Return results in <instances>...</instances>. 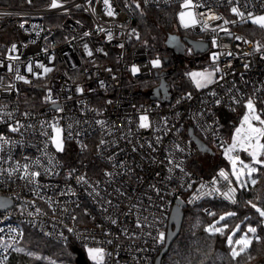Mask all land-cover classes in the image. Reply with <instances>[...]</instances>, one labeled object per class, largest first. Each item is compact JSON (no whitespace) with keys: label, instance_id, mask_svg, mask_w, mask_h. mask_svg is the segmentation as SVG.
<instances>
[{"label":"built area","instance_id":"2783aa9c","mask_svg":"<svg viewBox=\"0 0 264 264\" xmlns=\"http://www.w3.org/2000/svg\"><path fill=\"white\" fill-rule=\"evenodd\" d=\"M24 2L23 7L0 6V136L7 141L0 140V196L12 202L10 209L0 212V237L13 245L7 251L0 248V258L7 256L4 264H10L25 228L59 245L73 242L82 248L103 247L111 253L105 264H153L165 242L157 243L153 237L161 231L166 234L176 200L186 207L204 199L231 206L238 203L239 189L236 203L221 195L236 186L234 179L232 185L219 180L215 187L220 191L205 195L212 191L213 178L225 168L218 167L208 178L198 176L189 166L198 151L183 134L190 126L213 152L222 151L227 139L224 115L238 113L249 97L264 110V49L255 51L257 42L237 30L252 23L248 12L264 15V0H193V5H200L192 8L200 23L185 28L176 22L175 28L208 43L209 58L199 66L201 72L216 67L220 71L214 83L177 99L172 100L170 89L169 103L138 98L136 84L155 77L156 68L151 63V48L131 47V39L137 36L136 30L132 32L133 18L137 3L140 8L179 9L184 0H110L114 17L106 15L103 0H57L60 6L56 8L51 7L52 0ZM234 6L245 18L231 11ZM200 13L221 19L209 20ZM224 20L229 23L225 25ZM204 22L209 29L202 28ZM187 49L183 59H192L195 55ZM229 52L232 55H226ZM213 53L218 54L215 62ZM40 63L53 71L44 74L36 67ZM29 64L39 78L26 71ZM8 65L18 68L31 83L17 81ZM133 66L139 68L135 74ZM185 79L186 74L176 76L177 82ZM9 84L14 89L9 90ZM78 87L83 91L78 92ZM49 90L56 104L45 100ZM33 91L40 93L42 109L24 111L22 106ZM141 115L148 116V129L139 128ZM17 122L19 131L12 132L10 126H18ZM54 123L63 129L62 153L51 143L49 125ZM90 137L95 138L92 157L102 165L100 169H91L84 159L82 145ZM101 140L106 143L101 145ZM177 163L183 171L175 167ZM25 164L29 172L37 171L40 176L24 178ZM72 169L75 172L69 177ZM81 175L88 184L77 181Z\"/></svg>","mask_w":264,"mask_h":264},{"label":"trees","instance_id":"16d2710c","mask_svg":"<svg viewBox=\"0 0 264 264\" xmlns=\"http://www.w3.org/2000/svg\"><path fill=\"white\" fill-rule=\"evenodd\" d=\"M41 4L42 3H37L36 5ZM24 5V0H0V6L2 7L12 8L23 7ZM175 14V7L164 9L136 8L133 25L137 32V36L131 39V47L141 46L151 48L154 54L161 57V67L156 71L158 73L167 70L170 71L168 75L164 76V79L171 89L172 100L182 97L186 93V89H190L188 92L195 90L185 85L186 79L183 82H177L176 76L178 74H183L181 67L183 63H187L188 66L192 67L200 60L197 56H194L192 59L174 58L171 57L169 51L165 49L164 41L166 36L170 33L177 34L180 37L197 39V37L189 33L176 30ZM48 20L54 21L46 19V22ZM237 30L255 42L264 41V29L252 23L240 26ZM166 57L169 58L167 65L164 63V58ZM195 58H198L197 61H194ZM201 64L202 63H200V65ZM158 83L159 78L152 77L147 81L136 84L138 87V98L143 101L147 100V91L157 86ZM134 87L135 86H129L128 89ZM39 99V92H31L22 106L23 110H41L42 106L39 103ZM28 105L33 106L34 109H28ZM238 116V113L233 115L226 114L223 116V131L226 138H228L230 130L236 125ZM183 136L184 138H188L186 132H184ZM94 140V137L88 138L86 141V153L84 155V159L93 170L102 168V165L92 157ZM194 159L195 158L189 162V166L197 175L200 174L205 178L210 177L218 167L226 165L225 162L219 158L221 160L220 163L205 175L200 168L193 166ZM256 179L257 184L255 186L249 185L248 190L239 189L238 203L235 206L212 199H204L198 204L187 206L184 209V218L180 233L169 247L161 264H264V243H253L252 248L249 249L253 257L251 260L245 255L238 258V261H233L231 259L229 247L226 243L227 234L236 224H240L241 227L246 224L257 227L258 234L264 237V227L260 225L261 218L256 211L247 204V201L252 200L254 203H257L259 207H264V170L256 176ZM228 212H233L235 215L221 222V226L225 223L228 225L224 235L219 233L210 234L205 230L221 215ZM209 213H214L215 215H210ZM20 244L38 253L49 255L54 258L67 259L73 264H92L87 259L84 248L73 242H68L65 245L53 243L40 237L29 228H25Z\"/></svg>","mask_w":264,"mask_h":264},{"label":"snow or ice","instance_id":"6c2138e0","mask_svg":"<svg viewBox=\"0 0 264 264\" xmlns=\"http://www.w3.org/2000/svg\"><path fill=\"white\" fill-rule=\"evenodd\" d=\"M103 4L105 5L106 9V15L109 17H114L116 13L112 9V6L110 4V0H103ZM57 0H52L51 7L56 8L59 7ZM200 5H193V0H184V3L182 4L183 9H192L193 7H198ZM136 8H140V4H136ZM231 11L236 14L237 16L241 18H245V13L240 11L238 7H232ZM199 15H207L206 13H200ZM246 17L248 20H250L253 24L258 25L260 28L264 29V15H255L252 12H248L246 14ZM179 19L180 23L183 27L187 28L190 26H195L196 24L200 23V21L196 18V14L192 11H181L179 13ZM207 19L209 20H219L221 17L216 16L214 14L207 15ZM225 25L229 23V21L224 20L223 22ZM23 28V24L20 25ZM220 31L227 32V29L223 26H218ZM202 28L204 30L209 29V25L207 22H204L202 25ZM213 32H215L217 29L212 28ZM103 31V29H101ZM133 33H135V29L132 30ZM84 35H88V33H85ZM229 35H231L229 33ZM108 39H112L111 32L108 33ZM237 40H241L242 37H235ZM246 43H251L250 41H245ZM213 46H216L217 42L214 38ZM85 49H87V45L84 46ZM120 47H123V45H120ZM262 49H264V44H260L259 42L255 45V51L259 52ZM16 50V45H12V51ZM97 51H102V49H98ZM87 54L89 56L92 55V52L90 50L87 51ZM226 55H232L231 52L227 53ZM218 58L217 53H213L211 59L213 62H215ZM9 59H17V57H9ZM153 67H159L160 66V60L156 59L152 62ZM36 67L43 70L44 74H47L51 71H53L52 68L45 66L44 64L40 63L37 64ZM247 68L248 65H245ZM8 71L14 72L15 79L17 81H23L24 83H31L30 80H28L24 75H22L18 68H14L12 65H8ZM26 71L33 76L39 78L40 74L35 73L33 71V65L29 64L26 67ZM109 71H111L109 69ZM131 71L133 74L137 73L139 71V68L136 66H133ZM220 68L216 67L212 71H209L205 69L202 72H191L187 73V75L194 81L195 86L199 88L207 87L209 84H212L215 82L214 76L216 72H219ZM222 78V77H221ZM2 80V78H0ZM103 84V82H101ZM9 90L14 89V85L9 84L6 86ZM78 92H82V88H77ZM215 95V93H212ZM190 98V96H189ZM45 100H51L53 104H56L55 100L51 99V91L49 90V94L45 97ZM235 103H239L238 100L234 101ZM221 102L219 100L216 101V104L219 105ZM244 109L245 112L243 116L240 119V123L238 126L234 127V131L231 137V143L227 146H223V153L224 157L229 161L231 165L230 172L226 171L225 169H220L217 173V176L213 178L212 180V191L205 193V195H211L212 192H219V188H216L215 185L219 182V180L226 181L229 185L233 184V178L235 180V187L229 186L226 192L221 193L226 199L231 201L232 203H236L235 194L238 189H245L248 190L249 185L255 186L257 184L256 176L261 173L262 170H264V110H259L256 106V100L253 97L247 98V100L244 102ZM232 111H235V109H231ZM57 111H63L61 108H57ZM98 124L103 125L104 121H97ZM18 126H10V130L12 132L19 131V122H17ZM149 118L147 115H141L139 118V128L141 129H148L150 127ZM49 127L52 128L53 134L50 136L51 143L55 147L57 152H64L65 151V140L63 138L62 132L63 129H61L58 126V123H54L49 125ZM69 128H71V125H69ZM48 135L47 133H45ZM69 138H71V133H69ZM0 140H5L3 136H0ZM5 142H7L5 140ZM159 142V138H157V143ZM106 142L104 140L100 141V144L103 145ZM86 145H82V150L86 149ZM149 147L152 148V145L149 144ZM177 149L180 151H183V149H180L179 145H177ZM135 150V149H133ZM153 151H155V148H153ZM245 153L247 157L250 158L249 162H245L244 159H241V156L239 153ZM111 159V158H110ZM169 164H174V161L172 159L168 160ZM19 167V165L17 166ZM175 167L181 168V164L177 163L175 164ZM24 170V178H31L34 179L38 176H40V173L37 171L29 172V166L25 164L23 166ZM169 172L172 171L171 168L168 169ZM181 171H183V168H181ZM75 172V169H72L68 175L71 177L73 173ZM11 174V173H10ZM106 176H111V173H105ZM157 175H159L157 173ZM77 181L88 184V180L86 179V176H78ZM155 188V186H153ZM190 187V185H189ZM205 187V185H201V188ZM157 194L159 195L160 190L155 189ZM99 195V193H97ZM191 202V201H190ZM111 203V201H109ZM247 204L253 208L256 213L259 215L260 219V225L264 226V207H259L257 203H254L252 200L247 201ZM4 202H0V207H3ZM39 211V210H37ZM66 211V209H65ZM210 215H215L214 213H209ZM31 215V213H29ZM235 213L228 212L225 215H222L219 217V220L216 221V224H219L220 221H225L228 217L234 216ZM75 219V217H73ZM147 219V218H145ZM117 221L112 220V223L115 224ZM137 227H141V224L139 221H137L136 224ZM228 228V225L225 223L221 227H216L215 224L209 225L208 228L205 230L210 234L219 233L221 235H224L225 230ZM0 231H3V229H0ZM69 232L73 231L71 228L68 229ZM240 231V225H236L235 228L232 230L230 234L227 235L226 243L229 247V255L233 261H238V258H241L245 255H247V258L251 260L253 257L251 256L249 249L252 248L253 243L261 244L264 243V237L258 234L257 227H253L249 225L247 229L239 236L236 237V233ZM153 239L157 243H163L166 240V234L161 231L158 232V235L153 237ZM111 243V241H109ZM0 248H3L5 251L9 248H13V245L11 243L5 244L3 241V237H0ZM86 253L90 261H92V264H105L106 257H110L111 253H107L106 250L103 247H88L85 245ZM16 252H25V249L23 248H14L13 249ZM28 256L34 257L35 259H45L48 261V264H56L55 260H52L50 257H40L34 252L28 251L26 253ZM7 259V256H3L0 258V264H4V261Z\"/></svg>","mask_w":264,"mask_h":264},{"label":"water","instance_id":"95a60500","mask_svg":"<svg viewBox=\"0 0 264 264\" xmlns=\"http://www.w3.org/2000/svg\"><path fill=\"white\" fill-rule=\"evenodd\" d=\"M164 47L167 51L171 53L172 56H176L178 58H185V50L186 48H190L191 52L197 56L203 54L208 49V43L205 41H200L196 39H191L188 37H180L177 34H168L164 41ZM197 61V58L194 59ZM169 62V58H164V63L167 65ZM170 73L169 70L158 73L154 72V76L159 78V83L154 88L147 91L146 96L151 101H158L160 103H169V92L170 87L167 85L164 76ZM187 136L194 144L196 150L201 154H208L210 157H213L214 152L205 144L199 137L194 134V130L192 127H188ZM0 202H4L3 207H0V212L10 209L12 207V202L10 199L0 196ZM186 208V204L182 200H176V203L173 205L169 217V223L166 232V240L164 242L163 247L156 255L153 264H161L162 259L165 254L168 252L169 247L173 243V241L178 237L183 218H184V209Z\"/></svg>","mask_w":264,"mask_h":264},{"label":"rangeland","instance_id":"374dc122","mask_svg":"<svg viewBox=\"0 0 264 264\" xmlns=\"http://www.w3.org/2000/svg\"><path fill=\"white\" fill-rule=\"evenodd\" d=\"M181 11H192L194 13V11L192 9H183L182 8V4H181L180 8L179 9H176V14H175V18H176L175 21L177 23H179L180 25H181V23H180V19H179V13ZM254 25H256V24H254ZM256 26H258V25H256ZM243 32H245V31H243ZM189 34H191L194 37H197L196 35H194L192 33H189ZM187 51L189 52V49H187ZM199 58H200V60H199V62H196L195 66L190 67V66H188L187 63H183V65L181 66L182 67L183 74H186V82H185V85L187 87L191 88V89H198V88L195 86L194 81L187 75V73H191V72H201L200 69H199L200 63L205 64V63L208 62L209 51H206L205 53L200 54L199 55ZM156 59H159L160 62L162 60L159 55L154 54L153 57H152V60H156ZM160 67H161V63H160V66L159 67H155V68L157 70ZM209 71H212V70H209ZM188 91H190V89H186V93H188ZM244 112H245V109L244 108L239 109V111H238L239 116H238V118L236 120V125L235 126H238L239 125L240 119L243 116ZM234 127L230 130V133L228 135V138L226 139V146L231 143V137H232V134H233V131H234ZM218 155H220V156H218ZM239 155L241 156V159H244L245 160V162H249L250 158L247 157V155L245 153L241 152V153H239ZM219 158H221L225 162V164H226V165H224L222 167L225 168V169H227V171L230 172L231 165H230L229 161L224 157L223 150L222 151H215L213 157H209L206 154H201L200 152H198L195 155V159L193 160V166L200 168V170L206 175V174L209 173L210 170H212L217 164L220 163L221 160ZM198 176H202V175L199 174ZM198 203H196V204H198ZM218 220H219V218L216 221H218ZM216 221L213 224H215L216 227H221L220 224H221L222 221H220L219 224H216ZM236 225H240V224H236ZM235 226H233L230 229V231H229L228 234H230L232 232V230L235 228ZM248 226H249V224H246L243 227H241V225H240V231H238L236 233V237H239L247 229ZM17 248H23V249H25V252H15L13 254L12 258H11L10 264H35V263L48 264V261L45 260V259H39L38 260V259H35L34 257L28 256L26 254L28 251L34 252L37 255H39L40 257H50L52 260H55L56 261V264H70L71 263L67 259L54 258V257H51L49 255H45V254H42V253H38V252H35V251H32V250H29V249L23 247L21 244H19ZM84 252H85V255H86L87 259L89 260V258L87 256V253H86V248H84ZM90 262L92 263V261H90Z\"/></svg>","mask_w":264,"mask_h":264},{"label":"flooded vegetation","instance_id":"af4514ba","mask_svg":"<svg viewBox=\"0 0 264 264\" xmlns=\"http://www.w3.org/2000/svg\"><path fill=\"white\" fill-rule=\"evenodd\" d=\"M186 49H187V48H186ZM169 53H170V52H169ZM170 56H171V57H174V58H178V57H176V56H172L171 53H170Z\"/></svg>","mask_w":264,"mask_h":264}]
</instances>
